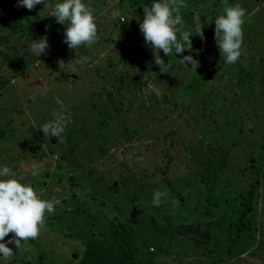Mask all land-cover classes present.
Masks as SVG:
<instances>
[{"label": "rangeland", "instance_id": "374dc122", "mask_svg": "<svg viewBox=\"0 0 264 264\" xmlns=\"http://www.w3.org/2000/svg\"><path fill=\"white\" fill-rule=\"evenodd\" d=\"M51 2L28 10L0 0V168L17 174L0 179L31 184L55 204L30 250L9 244L14 255L0 264H82L87 254L105 264H264V0H227L246 9L231 65L215 40L224 0H184L191 51L207 67L196 96L173 55L159 53L169 73L153 64L140 31L143 8L160 0H82L99 42L77 50L64 43L68 22L52 16L63 0ZM19 24L34 35L18 37ZM43 37L49 48L38 57L31 44ZM15 53L22 69L4 59ZM54 111L71 117L60 142L40 131ZM157 189L168 192L159 207ZM120 224L134 237H113Z\"/></svg>", "mask_w": 264, "mask_h": 264}, {"label": "clouds", "instance_id": "9594fccd", "mask_svg": "<svg viewBox=\"0 0 264 264\" xmlns=\"http://www.w3.org/2000/svg\"><path fill=\"white\" fill-rule=\"evenodd\" d=\"M50 3H52L51 0H17V7L34 10L37 5H44L46 8ZM224 4V14L215 19V40L221 55L226 58V63L231 65L235 64L242 55L241 49L244 42L242 26L245 23L246 9L240 4L227 6V0H224ZM187 7L184 0H160L150 7L143 8L144 19L140 24V31L146 44L154 50L155 64L160 68L161 73H169L171 69V62L166 64L159 55L161 50L165 56L174 53L182 55L186 50L189 52L192 50L193 36L190 31L185 30V21L181 15V10ZM52 16L56 17L59 24L68 22L64 43L70 49L91 47L99 42L93 9L82 0H63L61 3H56ZM117 18L121 22L124 20L119 10L112 11L111 19ZM193 21L196 26V35L204 39L200 17L195 15ZM48 48L47 37L33 41L31 44V51L38 57L46 54ZM87 61L88 57H82L79 60L81 64ZM179 62L186 67L190 64V70L195 73L201 66L192 55L182 56ZM52 116L54 119L44 123L40 131L45 137H55L60 142L71 117L59 111H54ZM31 174L33 176L39 174L35 166ZM16 175V172L7 166L0 168V177ZM167 197V191L157 189L153 194V205L159 207L162 200H166ZM54 212V202L41 199L31 184H24L18 179H0V241H5L10 233L14 234L6 243L0 242V254H2L0 260H7L14 255L13 249L8 247L9 244L15 245L18 251L30 250L24 245L29 240L39 238L46 225V214H54Z\"/></svg>", "mask_w": 264, "mask_h": 264}, {"label": "trees", "instance_id": "16d2710c", "mask_svg": "<svg viewBox=\"0 0 264 264\" xmlns=\"http://www.w3.org/2000/svg\"><path fill=\"white\" fill-rule=\"evenodd\" d=\"M153 1V0H152ZM150 2V0H148V3ZM15 29L14 31H16V34L18 35V37H22V35L24 36H28V35H31L33 36L34 33H33V26L31 25H28L26 26L25 28L24 27H21L20 24L19 25H16L14 26ZM131 31L129 30H125L124 33H130ZM14 53V52H13ZM197 57L200 59V61L202 62L201 60V57L197 55ZM5 60L8 61V63L13 67V68H20L22 69L24 66H25V59L22 57V55L20 54H17L15 53V58H8V57H4ZM174 61H176L178 63V65H180L181 67H183L187 72L190 73L191 75V85L190 86H187L185 88V91L188 95L190 96H196L197 93L199 91H201V89L203 88L200 83H202L203 81V77L207 74V67H205V65L203 64L202 62V65L204 67V74L202 76H197L196 73L188 70L187 68H185L178 60H175L173 59ZM153 64H155V61L153 62ZM251 163L253 164V160L251 159ZM253 166V165H252ZM44 183V182H43ZM42 183V184H43ZM248 197H249V194H248ZM247 197V199L249 200V198ZM244 208L247 210L249 209V205H247L246 203L243 204ZM245 218L244 216V212H242L240 214V217H239V222H238V226L241 227H237L236 228V233L239 234L241 231H244L245 230V227H244V221L243 219ZM123 235L125 238H132L134 237V233L131 231V229L123 226L122 224H120V226L118 227H115L113 233H112V236L115 237V238H119V236ZM203 236H206V234H204ZM83 263L82 264H105L104 262H102L101 260H97V259H91V256H87L85 257V259L82 260Z\"/></svg>", "mask_w": 264, "mask_h": 264}, {"label": "water", "instance_id": "95a60500", "mask_svg": "<svg viewBox=\"0 0 264 264\" xmlns=\"http://www.w3.org/2000/svg\"><path fill=\"white\" fill-rule=\"evenodd\" d=\"M187 55H192L193 56V59H196V60H198L199 62H200V67L196 70V74H197V76H202L203 74H204V72H205V70H204V67H203V65H202V62L200 61V59L197 57V55L193 52V51H188V50H186L182 55L181 54H176V53H174L173 54V57L176 59V60H180V59H182V56H187ZM185 68H187L188 70H190L191 69V65L189 64V65H187V67L185 66V65H183ZM50 69H54V65L53 64H51L50 65ZM191 71V70H190ZM193 72V71H192ZM195 73V72H194ZM72 78H76V76H74V75H72ZM1 136V135H0ZM53 143V142H52Z\"/></svg>", "mask_w": 264, "mask_h": 264}]
</instances>
